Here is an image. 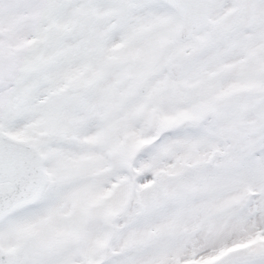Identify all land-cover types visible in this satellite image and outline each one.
Listing matches in <instances>:
<instances>
[{
	"label": "snow or ice",
	"instance_id": "1",
	"mask_svg": "<svg viewBox=\"0 0 264 264\" xmlns=\"http://www.w3.org/2000/svg\"><path fill=\"white\" fill-rule=\"evenodd\" d=\"M0 264H264V0H0Z\"/></svg>",
	"mask_w": 264,
	"mask_h": 264
}]
</instances>
